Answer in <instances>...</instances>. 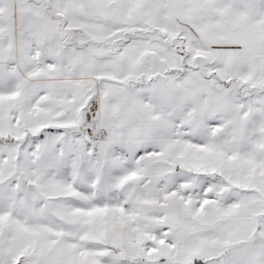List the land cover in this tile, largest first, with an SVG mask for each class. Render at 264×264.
Instances as JSON below:
<instances>
[{
  "label": "snow or ice",
  "instance_id": "snow-or-ice-1",
  "mask_svg": "<svg viewBox=\"0 0 264 264\" xmlns=\"http://www.w3.org/2000/svg\"><path fill=\"white\" fill-rule=\"evenodd\" d=\"M0 264H264V0H0Z\"/></svg>",
  "mask_w": 264,
  "mask_h": 264
}]
</instances>
